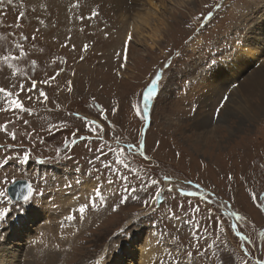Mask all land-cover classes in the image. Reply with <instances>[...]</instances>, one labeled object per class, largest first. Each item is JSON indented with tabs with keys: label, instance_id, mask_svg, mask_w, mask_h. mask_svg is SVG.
I'll list each match as a JSON object with an SVG mask.
<instances>
[{
	"label": "rangeland",
	"instance_id": "1",
	"mask_svg": "<svg viewBox=\"0 0 264 264\" xmlns=\"http://www.w3.org/2000/svg\"><path fill=\"white\" fill-rule=\"evenodd\" d=\"M161 4L0 0V57H17L0 59V87L25 108L3 110L0 93V264H264V85L248 115L232 107L221 73L263 28L264 0ZM147 13L149 26L131 30ZM251 42L258 57L246 68L264 57V43ZM155 74L145 119L142 93ZM17 180L32 186L29 201L9 198ZM96 189L103 201L81 220L76 209Z\"/></svg>",
	"mask_w": 264,
	"mask_h": 264
},
{
	"label": "bare ground",
	"instance_id": "2",
	"mask_svg": "<svg viewBox=\"0 0 264 264\" xmlns=\"http://www.w3.org/2000/svg\"><path fill=\"white\" fill-rule=\"evenodd\" d=\"M160 3H162L161 5L163 6V4H165V0H159ZM171 1V0H170ZM150 2V1H149ZM166 5V4H165ZM164 5V7H165ZM151 7L154 8V6L152 5ZM158 7V6H157ZM156 5H155V8H157ZM152 15V14H151ZM149 15L148 13L145 14L144 16H141L140 19V22L142 24H140L139 26H137V24H133V26L131 25V30L133 31H138L139 29H141L142 26H149V21L147 17L151 16ZM262 15L264 16V10H263V13ZM134 22H136V19L134 20ZM258 23V22H257ZM256 25V23H255ZM257 26V33H255L254 35V39H253V42L249 41L247 42L246 44L242 45L239 49H238V52H237V56L235 57V59H232V60H227L225 61V63L223 64L224 68L222 69L223 71L221 73H223L224 75L227 76V81H228V89L229 91L231 90V98H230V103L232 104V107H236L235 111H238V112H245L247 113L248 115L249 114H254L255 112V109L250 106H248V102H249V98L251 95H253L256 91V88L257 87H262L264 85V67L262 66L263 63H264V57H263V62L260 64H254L252 65L251 68H246L247 66L250 67V65L255 61V59L258 57V53H256L257 51L255 50V52L249 48L250 46V42L251 43H255L256 45H258V39H259V42L261 43H264V25H263V28L259 25H256ZM144 28V27H142ZM156 33V32H154ZM151 37V36H149ZM257 40V41H256ZM239 46V45H238ZM255 46V45H254ZM259 46V45H258ZM257 48V47H256ZM255 49V48H254ZM259 52V51H258ZM263 56H264V53H263ZM241 68H246V70H240ZM240 71L241 72V77L239 76L237 79H239L238 82L235 81L236 77L235 74H237V72ZM245 73V76H242V74ZM216 75H220L219 73L216 74ZM240 75V74H239ZM214 76L211 78V80H213ZM242 79V80H241ZM213 82V81H212ZM212 84V83H211ZM235 85V86H234ZM237 86V87H236ZM237 88V89H236ZM216 89V88H215ZM226 90V89H225ZM260 100H261V103L259 105L260 108H264V94L261 93V90H260ZM235 97V98H234ZM254 97V96H253ZM238 98V99H237ZM237 100V101H236ZM250 107V108H249ZM226 108V107H225ZM232 109V108H231ZM263 111V110H261ZM203 122V121H202ZM94 186V185H93ZM84 188L87 189V191H92L90 190L91 188H93L92 186L90 185H84ZM34 217H30L24 222L27 224L26 226V230L28 229H31L32 226L31 225V222L34 223V219H37L38 217H40L39 214H35L33 215ZM41 216H44V215H41ZM43 218V217H42ZM51 219V218H50ZM48 220H49V216H48ZM54 222V221H53ZM10 223V222H9ZM51 223V222H50ZM15 224V223H13ZM12 224V225H13ZM11 225V226H12ZM51 225V224H50ZM11 226L9 229H11ZM15 226V225H14ZM47 227H48V224H47ZM48 229V228H47ZM15 231V230H14ZM54 231V230H53ZM15 233V232H13ZM20 234V233H19ZM46 235V234H45ZM7 236V235H6ZM32 236H30L29 238H26V239H31ZM18 238V237H17ZM16 240V239H15ZM41 242L40 244H42L44 241H43V237H42V234L38 235V237L36 238H33L32 240H30L29 242L31 243V246L34 245L37 246L39 241ZM9 247V246H8ZM7 249H12V248H8ZM147 247V246H146ZM37 248V247H36ZM19 250V249H18ZM10 251V250H9ZM6 252V251H5ZM13 252V251H12ZM14 253V252H13ZM149 253V252H148ZM12 253H8V255L12 256L11 255ZM42 255V254H41ZM14 256H16L14 254ZM13 256V257H14ZM26 256V255H25ZM36 257V256H35ZM35 257H33L34 259H36ZM7 258V257H5ZM16 258V257H14ZM119 258V257H118ZM117 258V259H118ZM17 259V258H16ZM45 259V258H44ZM47 259V258H46ZM140 260H142L140 258ZM7 262V261H6ZM33 264H34V261H32ZM9 263V262H8ZM143 263V260L142 262L140 263L137 262V264H142ZM6 264V263H5ZM13 264V263H11Z\"/></svg>",
	"mask_w": 264,
	"mask_h": 264
},
{
	"label": "snow or ice",
	"instance_id": "3",
	"mask_svg": "<svg viewBox=\"0 0 264 264\" xmlns=\"http://www.w3.org/2000/svg\"><path fill=\"white\" fill-rule=\"evenodd\" d=\"M9 2L11 3V0H9ZM218 6L219 5H217V7ZM95 14L96 13L93 12V15H95ZM210 15H211V13H209V16ZM129 39H131L130 36H129ZM87 47H88L87 45L84 46L85 50L87 49ZM16 58L17 57H15V56H11L10 57L8 55H5L3 57H0V59H2L4 61H8L10 59H16ZM9 67H11V65H9ZM58 74L59 73H57V75ZM51 79H55V77L53 76V77H51ZM158 80H159V74H155L154 78L151 81V84L142 93V102H143V105H144L143 115H144V118L145 119L147 118V115L146 114H147V109H148L149 102L153 100L154 95L156 94V87H157ZM46 82L47 81H45V83ZM19 87H20L21 90H24L25 89V85H23V84H21ZM36 89H37V81L32 80V82H31V88L27 89V91L28 92H31V91L36 90ZM0 93H2L4 95V97L7 98L6 103H7L8 107L5 108V109H3V110L7 111V110H10V109H19L21 111H25V108H24V105H23L21 99L17 98L19 96V93H17L14 96L11 91H7L3 87H0ZM39 95L41 97H43L45 100H47V95H46L45 92L40 91L39 92ZM29 99H31V96H29ZM227 99H228V97L226 96L224 98V100L226 101ZM133 107L137 109V114L140 115L141 113H140V110H139L138 106L134 105ZM220 107L221 108L223 107V103H221ZM112 111H113V113H115L117 110L116 109H113ZM100 112H101V118L102 119H106V117H104V115H103L104 110L101 109ZM219 112H220V108H217V116L219 115ZM87 124L88 125H95L94 128H90V131L95 132V131L99 130V132H101V133L103 132L102 126L100 124L96 123L95 120H88L87 121ZM0 128H6V126H0ZM10 135H12V139H15V134H10ZM73 136H75V133H73ZM81 139H83V137H81ZM73 142H75V141H73ZM129 148H132V145H129ZM140 154L143 155V142H141V145H140ZM28 158H29L28 157V154L26 153L25 156H24V160L27 161ZM97 158H99V157H97ZM116 162L117 163H120V160L117 159ZM105 167H108V165H105ZM165 179H170V178L169 177H165ZM109 183L111 184L112 181H109ZM152 183L153 184H156L157 181L153 180ZM171 190L172 189L170 188L169 191H171ZM125 191H129V195L130 196H132L135 193V189H130V190L129 189H125ZM32 194H33V188L29 184V185H27V194L23 196V200L25 202L29 201L30 198H31V196H32ZM4 195H5V192L4 191H0V196H4ZM157 195H159V192L157 193ZM185 195L195 196V195H197V193L196 192H191V193H186ZM128 198L129 197H123V198H121L120 199V204H124ZM97 199L103 201V196H102L101 190H99V189L94 190V195L92 197H90L88 204H81L78 207V209H76V211H78V213L80 215V219L81 220L84 219L85 213L88 210L89 205L93 209H95L97 207V204H96V200ZM255 199H259V197H255ZM208 202L210 203V201H208ZM260 209L262 211H264V204L260 205ZM195 210L196 211H199V207L197 206ZM7 212H8V209L7 208H0V219L5 218ZM233 215H235V214L233 213ZM238 218H242V217H238ZM66 219L68 221H72V220L75 219V216L70 214V215H68L66 217ZM233 227H235V226H233ZM189 255H191V254L189 253Z\"/></svg>",
	"mask_w": 264,
	"mask_h": 264
},
{
	"label": "water",
	"instance_id": "4",
	"mask_svg": "<svg viewBox=\"0 0 264 264\" xmlns=\"http://www.w3.org/2000/svg\"><path fill=\"white\" fill-rule=\"evenodd\" d=\"M27 185L29 183L26 180H17L7 187V194L9 198L14 202H24L23 196L27 194Z\"/></svg>",
	"mask_w": 264,
	"mask_h": 264
}]
</instances>
